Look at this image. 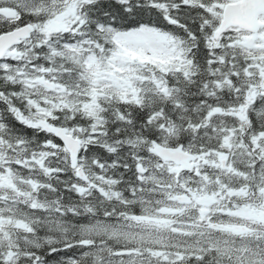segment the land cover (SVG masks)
Here are the masks:
<instances>
[{
    "label": "snow or ice",
    "instance_id": "6c2138e0",
    "mask_svg": "<svg viewBox=\"0 0 264 264\" xmlns=\"http://www.w3.org/2000/svg\"><path fill=\"white\" fill-rule=\"evenodd\" d=\"M0 264H264V0H0Z\"/></svg>",
    "mask_w": 264,
    "mask_h": 264
}]
</instances>
